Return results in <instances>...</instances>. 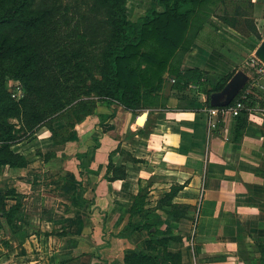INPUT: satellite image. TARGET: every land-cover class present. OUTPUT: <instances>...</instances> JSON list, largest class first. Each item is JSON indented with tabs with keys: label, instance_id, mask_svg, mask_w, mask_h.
<instances>
[{
	"label": "crops",
	"instance_id": "0c3cea01",
	"mask_svg": "<svg viewBox=\"0 0 264 264\" xmlns=\"http://www.w3.org/2000/svg\"><path fill=\"white\" fill-rule=\"evenodd\" d=\"M215 3L221 5L220 13L214 7L211 16L217 26H206L217 33L224 30L234 34L238 39L239 34L247 37L249 50L244 49L243 55L252 58L264 40V0H216ZM225 15L229 22L222 19ZM220 47L215 50L195 42L183 60L184 67H200L209 75L219 77L233 73L231 79L238 77L243 83L240 92L248 86L249 111L242 117L228 115L214 130L209 131L207 125L210 107L205 105L196 110L187 105L170 84V91L164 90L170 106L167 109L129 110L120 104L103 103L104 109L97 110L103 119L97 116L77 124V137L73 140L70 136L72 141L56 144L48 130L35 132L36 138L18 149L29 158L28 166L22 169L7 166L0 170L4 171V176L8 172L14 175L13 181L21 182L22 174L27 177L25 180L33 182H22L21 187L10 185L11 189H17L15 192L22 193L24 201L11 200L12 204L21 203L18 213L28 206L29 212L24 216L28 224H42L43 231L60 228L63 232V225L69 221L75 223L73 231L90 249H57L40 254L29 249L21 253L0 251V264H126L127 253L147 248L145 240L149 233L146 231L118 235L131 219L134 223L142 220V215L131 217L129 213L132 196L140 188L148 190L146 208H153L166 194L163 192H169L173 185L183 186L173 202L191 206L188 218L175 221L168 214L171 225L159 222L154 215L148 220L160 229L178 228L182 240L171 241L168 249L180 251L183 264L198 260L201 264H231L243 239L241 236L245 240L264 236V72L258 73L251 60L240 56L242 61L230 58ZM206 100L203 94L200 102ZM144 112L146 121L149 119V130L142 134L146 124H138L137 118ZM143 121L144 116H141L139 122ZM54 126L63 128L64 123L56 122ZM114 141L116 146L111 149ZM70 144L77 146L75 155L66 152ZM119 144L121 150L115 151ZM110 162L115 166L124 165L127 177L110 181L109 177L113 176V172L107 170ZM140 165L160 169L162 178L150 184L148 178L152 174L146 172L147 167H142L146 173L135 170ZM165 179L170 183H163ZM163 187L168 189L162 192ZM155 192H159V196H151ZM74 202L77 205L81 202L82 207L75 209ZM73 209L81 213L75 214ZM195 220V238L189 237L188 242L187 230L192 229ZM16 226L13 223L14 229H21ZM86 233L91 234V242H84L89 238H81ZM33 237L39 246L49 241L51 244L53 239L56 243L62 242L65 238L50 235L40 241L37 234H31L30 239ZM103 237L110 242L103 244ZM158 250L156 253L160 252Z\"/></svg>",
	"mask_w": 264,
	"mask_h": 264
},
{
	"label": "trees",
	"instance_id": "16d2710c",
	"mask_svg": "<svg viewBox=\"0 0 264 264\" xmlns=\"http://www.w3.org/2000/svg\"><path fill=\"white\" fill-rule=\"evenodd\" d=\"M215 2L158 0L157 7L132 20L128 0H0V170L28 166L29 158L15 145L40 126H47L56 144L70 140L64 133L75 124H69L66 114H78L82 121L79 111L91 114L93 98L129 110L167 109L164 90L174 79L171 88L179 99L197 110L203 108L199 94H205L211 107V95L221 91L233 73L213 82L206 70L184 67L183 60L207 22L216 25L211 19ZM222 19L230 21L228 15ZM9 79L20 83V98L12 96ZM56 122L66 125L56 128ZM147 130L149 119L141 133ZM107 170L113 172L110 181L127 177L124 165L110 162ZM182 188L173 185L153 208H146V188L132 196L130 216L142 215V220H130L118 235L146 230L149 236L146 250L127 253L126 264H183L181 252L168 249L171 241L182 240L181 235L143 221L157 209L174 220L188 218L191 206L173 202ZM14 194L15 189L0 190V218L12 229L21 206L19 201L9 204ZM24 232L12 230L22 240L27 237ZM157 249L163 251L156 253ZM261 249L264 260V244Z\"/></svg>",
	"mask_w": 264,
	"mask_h": 264
},
{
	"label": "rangeland",
	"instance_id": "374dc122",
	"mask_svg": "<svg viewBox=\"0 0 264 264\" xmlns=\"http://www.w3.org/2000/svg\"><path fill=\"white\" fill-rule=\"evenodd\" d=\"M67 1L68 0H64V2H67ZM153 5L154 6L156 5V7H157L158 6V0H145V3L142 0H128V4H127L128 17L132 20H138V18L143 14L142 12L148 10ZM215 5L217 6V3H215L212 6L213 11H214V7H215V10L218 13H220L221 5L218 4V6H217L218 9H216ZM229 5L232 6L231 3H229ZM207 24H209V22H207ZM206 25L201 30V32L199 33V36L195 42L202 45V47H206V48H208V46H210L213 49H215V48L218 49V47L221 46L220 48L224 49V51H225L224 53H227L230 56V58H233V57L235 59L237 58L238 61H242V59H241L242 57H243V59H247V61L251 60V57L246 58L243 55L244 49L249 50L248 49L249 47L246 46L248 44L247 43V40H248L247 37H244V36L239 34V37H241V38L238 39L234 34L226 33L224 30L217 33L212 28H209ZM215 45H219V46H215ZM239 56L241 58H239ZM244 64L246 67L247 63L244 62ZM209 78L211 81L215 82L218 79V76L213 74V75H209ZM13 82H14V80L12 81L11 79H9L8 80V87H10V88L13 87ZM172 83H173V81H171L170 83L167 84L166 90L169 89L170 84H172ZM168 91H170V90H168ZM199 97L200 98H199L198 103H202L200 105V107H204L208 102H206V101L200 102V100L202 99V94L201 95L199 94ZM93 100L96 101V105L93 104V107H95V108L91 114L86 115V113H88V111L86 109L79 111V115L84 117V119L82 121H79L78 114H74L71 112H69V114H66L67 117H65V118L69 122V124L70 125L75 124V125L73 127H67L64 134H68L69 136H72L73 140L75 139V137H77L76 136V131H77L76 125L80 124L81 122H84L90 118H94L97 116L100 117V115H98V113H97V110L98 109L99 110L104 109V108H102V105H104L103 103L109 104V102H107V101H103V100L97 101L96 98H93ZM198 103H197V105H198ZM169 107L170 106H168V108ZM101 119H103V118H101ZM90 120H92V119H90ZM13 121L17 122L16 120H13ZM64 125H66V124H64ZM47 130H48V132H50L49 129L47 128V126L43 125V126L38 127L36 132L37 131H40V132L44 131L45 132ZM61 136H63V134ZM33 138L34 139L36 138V136H33V134L26 135V136L22 137V141H26V142L23 143L22 146L21 145L18 146L16 144L15 149L18 150L19 148H21L25 145H28L31 141L34 140ZM107 140H109V139H107ZM69 141H72V140L70 139L67 142H69ZM70 145L71 146L66 148V152L71 153L72 155H75L77 146H75V144H70ZM115 146H116V142L114 141L111 149H113ZM38 150H37V152H38ZM116 150H121L120 144L118 145L117 148H115V151ZM115 151H113L112 153H114ZM107 152L109 153L110 151L107 150ZM39 153H42V152H39ZM77 155H79V154L77 153ZM42 156H44V155H42ZM128 161H130V160H128ZM142 167H147L146 172H148V173L150 172L152 174L151 177L148 178L150 184H154L155 182H158V180L162 178V177H159V175H160L159 173H161L160 169H154V168L148 167L146 165H140L137 168H135V170H137L138 173H143V172H145V170ZM2 170H4V169H2ZM3 172H0V190L11 189L10 185L14 186V184H18V186L20 185V187H21L22 182H25L26 184L33 183L32 181L28 182L27 180H25V179H27V177L23 176L22 174H20V178H19V181H21V182H18V180L13 181L14 175H12L8 172V174L6 176H4ZM2 177H4V178L6 177V178H8V180H6ZM143 177L145 178V176H143ZM140 178H141V176H140ZM128 179L130 180V178H128ZM169 179H171V178H169ZM162 182L165 184H169L170 180L165 179ZM12 188L17 190L15 187H12ZM158 188H159V186H158ZM165 189H168V187H165V188L163 187L161 189V191L163 192V191H165ZM165 193H167V192L165 191L162 194H165ZM159 194H160L159 192H155L151 196H159ZM14 195L16 197H14V196L9 197V199H10L9 204L13 203L11 200H19L20 201V199H21L22 203L24 202L23 197H22L23 196L22 193L15 192ZM73 207L75 209H76V207L81 208L82 207L81 202H79L78 205L74 202ZM23 209L18 213L19 215H16L13 223H15L17 225L16 226L17 228H21L18 230L25 231L24 233L27 234V237L25 238V240H22V238L20 236L18 237V236H15L14 234H12V230L14 228L12 229L7 224L5 219L0 218V229H1L0 230V241H1L0 251H7L8 253L13 252V251H19L21 253V252L27 251V249H29L30 251H36V254H40L42 251H57V249H58V251H84V250L90 249V247L87 246V243H82L81 242L82 239L78 238L76 233L73 231V229H75V227H76L75 223H71V221H69L68 224L63 225V229H64L63 232L59 231L60 228H58V229L51 228L48 230L46 229V231H43V229H42L43 225L42 224H34V223L28 224V222H27L28 220H26L27 217L26 218L24 217L25 214H27L29 212L27 210L28 206H26ZM75 209H73V212H75V214L81 213V211L76 212ZM77 209H79V208H77ZM73 215L74 214H72V216ZM152 215H154V217H157L159 222L167 223L165 225H171V223H172V221L168 219L169 218L168 214L163 209H157L155 214L151 212L149 214V216L147 215V216L143 217V221H145V220L148 221L150 218H152ZM19 216H20V220H19ZM75 217L76 216L74 215L73 218H75ZM83 217L86 218L87 216L83 215ZM19 221H21L22 223L19 224ZM131 221H132V219H131ZM175 221H178V220H175ZM154 225H156V224H154ZM192 226H193L192 229L187 230V237L188 238L190 237L191 240H193L195 238L194 224ZM168 227L172 229L174 234L179 235L178 234V228H172L171 226H168ZM174 227H176V226L174 225ZM144 231H146V230H144ZM31 234H37V237L39 238L40 241H42V238L48 237L50 235H60V236H63L65 238L63 240H61L62 242L58 241L56 243V241H54V239H53L51 244L49 241V243L47 242L46 245L43 244V245L39 246L37 244L36 237H33L32 240L30 239ZM40 235H41V237H40ZM82 237L86 238V239L89 238L84 242H91L92 241L90 239L91 238L90 233L89 234L86 233V234H84V236H81V238ZM27 238H29V239H27ZM190 238L188 239V242L190 241ZM241 238H243V239H241L240 247H239L238 251L235 253V255H233V258H231L233 260L231 264H264V260L262 258L263 255L261 253V250H262L261 245L264 244V236H262L261 238L255 237L252 240H245L243 236H241ZM43 241H44V239H43ZM105 242H110V241L107 238L103 237L102 243L104 244ZM30 243H31V246H30ZM25 244H27V247L24 246ZM46 246H47V248H46ZM51 246L53 248L55 247V249L52 250V248H50ZM32 249H34V250H32ZM94 251H96V250H94ZM158 251H160V253H161L163 250L159 249ZM37 258L41 259V257L39 255H37ZM43 261H45V257L43 258ZM219 262L222 263L221 261H219ZM166 264H169V263H166ZM188 264H201V261L200 262H199V260L197 262L192 261V263L190 262ZM211 264H214V263L211 262Z\"/></svg>",
	"mask_w": 264,
	"mask_h": 264
},
{
	"label": "built area",
	"instance_id": "2783aa9c",
	"mask_svg": "<svg viewBox=\"0 0 264 264\" xmlns=\"http://www.w3.org/2000/svg\"><path fill=\"white\" fill-rule=\"evenodd\" d=\"M251 64L257 69L258 73H263L264 72V63L257 57L253 56L251 58ZM12 80V79H11ZM13 81V80H12ZM173 82L175 81L174 79L172 80ZM12 88V96L14 98H20L23 95V89L20 85L19 82L14 81L13 82V87ZM250 97H249V92L248 90H245L241 96L237 97L232 104L226 105V106H216V107H210L208 109V119H207V125H208V130H214L218 127V125L228 116H239L242 114L243 111H249L250 106ZM141 116H144V121L143 123L139 122V118ZM138 124L144 125L146 124V116L145 112L140 115L137 118ZM199 212H197L198 215ZM197 220H195L194 223V228L196 225ZM195 234V232H194Z\"/></svg>",
	"mask_w": 264,
	"mask_h": 264
},
{
	"label": "water",
	"instance_id": "95a60500",
	"mask_svg": "<svg viewBox=\"0 0 264 264\" xmlns=\"http://www.w3.org/2000/svg\"><path fill=\"white\" fill-rule=\"evenodd\" d=\"M257 56L264 63V40L255 52ZM243 83L240 78L233 77L226 86L218 92L211 95V102L213 106H226L229 105L239 94L242 89Z\"/></svg>",
	"mask_w": 264,
	"mask_h": 264
}]
</instances>
